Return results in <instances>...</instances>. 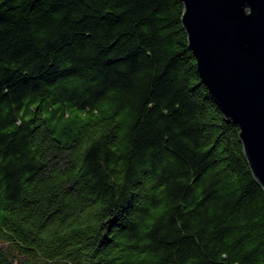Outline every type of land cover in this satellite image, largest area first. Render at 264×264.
<instances>
[{"label":"trees","instance_id":"1","mask_svg":"<svg viewBox=\"0 0 264 264\" xmlns=\"http://www.w3.org/2000/svg\"><path fill=\"white\" fill-rule=\"evenodd\" d=\"M184 11L0 0V264H264V190Z\"/></svg>","mask_w":264,"mask_h":264},{"label":"water","instance_id":"2","mask_svg":"<svg viewBox=\"0 0 264 264\" xmlns=\"http://www.w3.org/2000/svg\"><path fill=\"white\" fill-rule=\"evenodd\" d=\"M202 81L239 136L264 190V0H182Z\"/></svg>","mask_w":264,"mask_h":264}]
</instances>
